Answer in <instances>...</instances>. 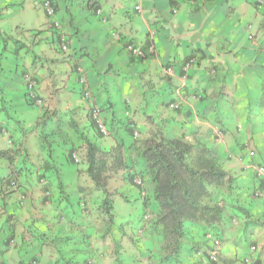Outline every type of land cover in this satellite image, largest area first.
<instances>
[{
	"label": "crops",
	"instance_id": "obj_1",
	"mask_svg": "<svg viewBox=\"0 0 264 264\" xmlns=\"http://www.w3.org/2000/svg\"><path fill=\"white\" fill-rule=\"evenodd\" d=\"M53 1L59 26L39 0H0V150H19L14 168L27 169V175L47 162L61 166L65 183L61 190L53 187L50 207L43 204L39 185L21 207L18 192L4 181L10 168L0 161V264H118L112 236L107 243L101 215L88 202L99 192L85 169L77 172L66 162L68 150L81 144L75 133L93 135L89 113L94 105L111 128L100 146L110 151L123 144L127 165L143 164L141 142L157 131L200 141L236 178L253 218L264 217L263 200L252 197L258 188L253 165L264 160V6L255 0ZM192 25L203 29L202 38L185 32ZM59 34L67 40L66 53ZM129 46L145 56H131ZM151 46L154 53H149ZM189 60L194 64L185 72ZM172 65L174 73L167 75ZM26 73L37 78L36 99L43 103L31 105L40 108L33 131L9 109L13 98L30 106ZM82 76L89 100L81 93ZM174 103L180 107L171 110ZM246 142L255 149L253 157ZM65 199L69 206L61 208ZM56 206L59 222H52Z\"/></svg>",
	"mask_w": 264,
	"mask_h": 264
},
{
	"label": "trees",
	"instance_id": "obj_2",
	"mask_svg": "<svg viewBox=\"0 0 264 264\" xmlns=\"http://www.w3.org/2000/svg\"><path fill=\"white\" fill-rule=\"evenodd\" d=\"M58 38L61 44V34ZM27 101L30 105H36L32 99H27ZM89 117L93 135L77 131L76 139L81 144L80 146L73 145L68 150L66 162L70 167H75L77 172H79V164H84L89 183L94 190L102 193V195L90 197L88 202H92L93 206L90 205V207L95 211L93 213L101 215L102 224L108 225L110 229L109 232L105 231L104 236H112L116 262L118 264H142L141 260L146 258V261L155 259L156 264H188L182 258L184 253L191 256L203 253L205 258L203 261L205 260L208 264H234L235 258H225L216 249V242H220L221 245L227 238L229 223L232 219H237L243 223V226H246L245 229H248L254 223L253 221H256L254 224L257 226L258 223L259 227H263V223H260L261 219H254L243 205L236 178L225 170L213 149L197 140L190 142L183 137L169 138L157 131L141 142L143 164L132 162L127 165L122 153L123 144L117 145L110 151L103 149L99 144V139L105 136L99 131L91 114ZM43 140L46 142V138ZM79 152H82L80 156L77 155ZM18 153L19 150H0V161H5L10 168V173L4 181L6 180V184L12 189L16 186L18 196L24 197L20 203L17 201L18 205L23 207L25 199L34 189L35 182L46 183L48 190L44 189V194L57 186L61 190L65 185L61 182L62 174L59 168L61 166L58 167L55 163H45L35 175H27L25 168H14L15 155ZM256 165L264 166V161H257L253 166ZM51 171H55L57 175H50ZM120 172H123V175L118 176ZM254 174L256 175L255 172ZM138 177L153 185L149 200L141 197L145 189L141 183H137ZM117 179L123 182L120 188L129 191L132 188L137 190L136 201L141 202L143 206L139 221L141 225L146 223L150 226L154 240L158 243L157 248L152 247L153 242L150 240L143 246L140 239H132L133 236L128 235L129 228L136 221L125 218L119 224L115 223L114 210L117 198L120 197L125 203H128L131 198V195L119 196L121 195L120 188L113 186V180ZM258 181L257 178L258 190L264 196V183ZM84 188L85 186L81 189ZM252 196L257 198L256 191H253ZM50 199L48 195L45 197V200L50 201ZM151 209H153L154 216L145 221ZM113 225H116V231L121 233L120 238L111 234ZM124 236L132 240L135 253L132 255L126 252L128 254L126 259L120 257L122 253H125V250L121 249L124 246L122 243ZM214 251H217L216 259L210 254ZM257 252L258 250L256 251L254 247L252 253ZM260 257L254 258L252 254L242 263L249 264L250 259V264H261L262 258ZM202 262L191 264H202Z\"/></svg>",
	"mask_w": 264,
	"mask_h": 264
},
{
	"label": "rangeland",
	"instance_id": "obj_3",
	"mask_svg": "<svg viewBox=\"0 0 264 264\" xmlns=\"http://www.w3.org/2000/svg\"><path fill=\"white\" fill-rule=\"evenodd\" d=\"M137 3H139V1ZM167 10H168V8L163 9V11L165 13ZM209 10H206V11L208 12ZM185 32L190 33L189 34L190 36H193L196 38H202L203 37L202 35L204 34L203 29H201V27H199L197 25H192V27L187 28ZM181 46L185 47L183 44H181ZM177 48H179V45L175 46V50ZM10 59H11V57H10ZM6 71H9V68L6 67ZM114 91H116L115 88H114ZM124 92H125L124 90L119 91L118 96L122 95ZM116 97H117V95H116ZM12 100L13 101L9 104V109L15 110V112L17 114L16 118L20 119V121H22L24 123V126L28 131H33L34 128L38 125L37 121H38L39 115H40V108H36V107L31 106V105L29 106L26 102H24L22 100V98H21V100H20V98H16V99L13 98ZM18 102H20V104H18ZM220 139H223V138H220ZM256 148H258V147L256 146ZM81 154H82V152H79L77 155L80 156ZM262 161H264V160H262ZM79 165L83 169H86V166L84 164L81 163ZM72 169L75 170V167H72ZM122 173L123 172H120L119 173L120 175H118V176H121ZM71 182L72 181L70 179H68V184H71ZM122 183L123 182H121L119 179L113 180V186H115L117 188L122 187ZM137 183H141V185L145 189L144 190L145 193H144V195H141V197L143 199L146 197L149 200V196L151 194V190L153 189V185L149 181L142 180L141 177L137 178ZM38 185L40 186V184H38V182L37 183L35 182L33 187L35 188ZM113 186H112V188H114ZM40 188H43V187L40 186ZM70 189L71 190L69 193L71 195L74 190L72 189V187ZM32 191H34V190H32ZM119 191H121V193H120L121 195H119V196H125L126 197V196L131 195V198L129 199L128 203L123 202V200L120 197L117 198L115 210H114V215L116 216L115 223L117 222V224H119V222L125 218L126 219H132V220L136 221V222H134L135 224L129 228V231L127 232L128 235L133 236L132 239L133 238L140 239V241H142V243H143V246H145V243L150 240L151 242H153L152 247L157 248L158 243L156 240H154V236H153L154 234L152 233L150 226H147L146 223L141 225V221H139V218H141L140 216L143 212V206L141 205V202L136 201V199L138 197L137 190L135 188H132V190L129 191V190H126L125 188H120ZM53 192H54V190L52 188L51 189L52 198L50 199V201L45 200L44 194H43V198H44L43 204L46 203L45 206H47V207H50L51 206L50 204H52V201L54 202V200H55V196H54ZM99 195H102V193L100 192ZM17 199H18V197H17ZM258 199L264 200V196L261 198H257V200ZM59 200H62V199L59 198ZM141 201H143V200L141 199ZM27 203H28V200L23 207H26ZM40 203H41V201H40ZM69 203L70 202H68L65 199L64 204L61 208H63V207L65 208V205L69 206ZM56 207H57L56 212H55V210H52V214H51L52 222H59V211H58V209L60 207L59 206H56ZM43 215H47V214L43 213ZM93 216H95V214ZM148 216L149 217L146 218L145 221L150 220L154 216L153 209L149 210ZM127 217H130V218H127ZM260 219L262 220V221H260V223L261 222L263 223V227H259L258 223L256 226L254 224V223H256V221H253L254 223L251 224L248 229H245L246 226L245 225L243 226V223H241V221H239L237 219H232V221L228 225V230H227V232L230 231L232 233L230 235V240L225 238L224 243H222L219 247V251L222 254V256L225 258H228V259L235 258L234 264H243L242 261H244V259H246V257H249L251 255L252 249H254V247H256V251L259 250L261 258H262L261 264H264V234H263L264 233V217H260L258 220H260ZM95 220L96 219L94 218V221ZM132 220H130V221H132ZM53 224L57 225L56 223H53ZM36 228L39 230H42V226H36ZM104 229H105V231L108 230V232L110 230L108 225H105ZM253 231L256 232V235L251 234ZM227 232H226V236H227ZM258 232H261V233L258 235ZM111 234H114L118 238L121 237V235H120L121 233L116 231V225L115 226L113 225V229L111 228ZM108 236L109 235H106L103 237L104 239L106 238L107 243H108V240L110 239ZM122 240H123L122 243L125 246V247H123L125 250L124 252L125 253L127 252L128 254L135 255L134 250H133L134 244L131 242L132 240L126 239V236H124L122 238ZM123 248H121V249L123 250ZM154 251L156 252L157 250L155 249ZM125 253L124 254L122 253L120 257L121 258H124L125 256L127 257L128 254L127 253L125 254ZM234 253H237V255L235 257H234ZM132 255H129V256H132ZM256 255H257V253H253L254 258H258V256H256ZM126 257L124 259H126ZM182 258L188 264H191L194 262H199V261L202 262L203 259H205L203 257V253L196 254L193 256H191L187 253H184ZM247 259H249V258H247ZM146 260H147L146 258L145 259L143 258L141 260V263L142 264H156L155 259L148 260V261H146ZM202 264H208V263L204 260L202 262Z\"/></svg>",
	"mask_w": 264,
	"mask_h": 264
},
{
	"label": "built area",
	"instance_id": "obj_4",
	"mask_svg": "<svg viewBox=\"0 0 264 264\" xmlns=\"http://www.w3.org/2000/svg\"><path fill=\"white\" fill-rule=\"evenodd\" d=\"M40 1V5L43 8V10L45 11L46 15L48 17H50L51 19H53V23L58 26V23L56 21V10L54 7V3L52 0H39ZM189 3H195L197 1L200 0H186ZM256 3H258L260 6H264V0H255ZM139 9V8H137ZM98 14H101V12L99 11ZM250 39H252L250 37ZM60 49L63 52H67L68 51V45H67V41L64 35H61V44H60ZM128 51L130 53L131 56L135 57V58H141L145 56V52L144 50H141L140 48H136L134 46H129L128 47ZM149 53H154V47L151 46L149 49ZM194 64V60H190L188 63H186L183 67V70L185 72H188L189 69L192 68ZM174 66L172 65L171 67L167 68L165 70L167 75H172L174 73ZM25 83L29 92V96L31 99L36 98V93H35V89L38 85L37 80L32 76V75H26L25 77ZM81 83L84 85L85 84V80H82ZM85 98L89 99L90 98V92L88 90L85 89ZM40 103V102H39ZM179 105L178 104H172L170 105V109L171 110H175L178 109ZM92 118L96 121V124L98 126L99 131L104 135V136H108L109 132H108V128L105 124L104 119L102 118V114H101V110L98 107H93L92 109ZM217 136L218 138H223V132L221 130H218L217 132ZM246 148L249 147V156L252 157L255 154L254 150H251L250 146H249V142L245 143ZM253 170L256 173V176L258 178V182H263L264 183V166H253ZM45 184V183H44ZM256 196L258 198L263 197L262 193H260V191L258 190V188L256 189ZM24 197H20L19 200H23ZM216 249L217 251L219 250L220 247V242H216ZM217 251L211 252L210 254L212 255V257L214 259H216V253ZM252 251H254V249H252ZM251 260L249 259V264H250Z\"/></svg>",
	"mask_w": 264,
	"mask_h": 264
},
{
	"label": "clouds",
	"instance_id": "obj_5",
	"mask_svg": "<svg viewBox=\"0 0 264 264\" xmlns=\"http://www.w3.org/2000/svg\"><path fill=\"white\" fill-rule=\"evenodd\" d=\"M58 23V22H57ZM59 26V25H58ZM67 41V40H66ZM68 45V44H67ZM62 51V50H61ZM68 51H69V48H68ZM67 51V52H68ZM63 52V51H62ZM65 53V52H64ZM189 62V61H188ZM187 62V63H188ZM184 67V66H183ZM26 75H32L36 80H37V78L33 75V74H31V73H26L25 75H24V77H23V80H24V83H25V77H26ZM82 80H85V84L83 85L82 83H81V81ZM37 82H38V80H37ZM79 85L81 86V93H82V95H83V98L85 99V100H89V99H91V92H90V89H89V87H88V84H87V81H86V79H85V77H80V79H79ZM37 87H38V85H37ZM37 87H36V89H35V93H36V90H37ZM25 89H26V97H27V99L28 100H31V98H30V96H29V92H28V89H27V86H26V83H25ZM85 89L86 90H88L89 92H90V98L89 99H86L85 98ZM36 98H37V94H36ZM36 98H34V99H32L35 103H36V105L37 106H42L43 105V103H42V101H38ZM40 102V103H39ZM174 104H178V103H174ZM172 105V104H171ZM179 105V104H178ZM93 107H98L100 110H101V114H102V118L104 119V121H105V124H106V126H107V128H108V132H109V135L108 136H105V138H109L110 136H111V132H110V127H109V125H108V123H107V121H106V119H105V117L103 116V110L101 109V107H99V106H96V105H94V106H92L91 107V109H90V114H91V116H92V109H93ZM179 107H180V105H179ZM169 108H170V106H169ZM135 136L137 137L138 136V133H135ZM224 137V136H223ZM77 157V155H74V157ZM78 158H76V161H78L77 160ZM38 184H40V186H42L43 188V190L44 189H47L48 190V188H46L47 187V185H46V183L44 184V182H40V183H38ZM16 187V186H15ZM14 187V188H15ZM259 187V186H258ZM15 190H16V188H15ZM256 191V190H255ZM44 192V191H43ZM44 194V193H43ZM47 195L49 196V198H52V193H51V190L50 191H48V193L46 192L45 194H44V198L45 197H47ZM20 197L21 196H18V199H17V201H19V203H20ZM258 198V197H257ZM27 199L28 198H26L25 199V204H26V202H27ZM24 204V205H25ZM23 205V206H24ZM251 253H252V251H251ZM253 254V253H252ZM251 254V255H252Z\"/></svg>",
	"mask_w": 264,
	"mask_h": 264
}]
</instances>
